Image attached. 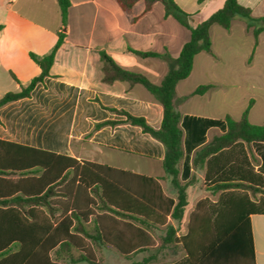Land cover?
Listing matches in <instances>:
<instances>
[{
  "label": "trees",
  "instance_id": "16d2710c",
  "mask_svg": "<svg viewBox=\"0 0 264 264\" xmlns=\"http://www.w3.org/2000/svg\"><path fill=\"white\" fill-rule=\"evenodd\" d=\"M115 1L124 13H129L138 1L143 2V12H147L156 0ZM160 1L164 16L174 18L190 36L175 59L132 50L143 58L167 60L168 70L159 84L151 83L141 73L122 69L106 52H99L101 81L144 87L162 106L159 128L151 127L143 117L113 108L108 110L123 119L104 121L94 128L125 123L139 127L161 143V165L176 192L175 200H167L165 216L160 218L157 211L162 206L152 178L0 140V264H99L95 249L105 246L130 260L134 254L154 248L152 233L157 227L164 229L160 238L163 245L183 251L182 259L168 264H255L250 217L264 215V152L262 167L257 170L250 146L264 144V122L257 125L249 121L252 99L238 120L230 116L223 120H182L173 99L177 83L190 75L194 57L201 52L213 55L209 34L213 25L229 30L233 19H240L256 44L258 35L264 33V17L252 16L251 9L238 0H225L206 19L192 24V14L182 11L174 0ZM57 2L61 26L55 45L43 57L30 54L40 74L19 91L0 97V107L28 98L34 87L49 76L54 55L66 38L69 2ZM212 87L199 85L191 95H203ZM211 126L223 132L204 143L205 131ZM192 151V168L203 171L204 190L216 199L198 201L185 233L177 236V228L166 222V216L177 222L182 219L186 189L196 178L193 173L182 182L181 163L183 160L182 175L186 177ZM154 258L155 254H150L131 264H153Z\"/></svg>",
  "mask_w": 264,
  "mask_h": 264
},
{
  "label": "crops",
  "instance_id": "0c3cea01",
  "mask_svg": "<svg viewBox=\"0 0 264 264\" xmlns=\"http://www.w3.org/2000/svg\"><path fill=\"white\" fill-rule=\"evenodd\" d=\"M224 1L202 0L199 3L197 0H174L182 11L192 14V24L206 19ZM68 2L65 42L54 55L49 76L34 87L28 98L0 107V140L72 158L77 162H90L152 178L159 191L158 203L162 206L157 215L163 218L167 200H175L176 194L161 165L163 145L139 127L125 123L94 128L104 121L123 119L109 108L143 117L151 127L159 128L162 106L141 85L130 86L120 81L103 83L99 52H106L122 69L141 73L151 83L159 84L168 70L167 60L143 58L132 50L166 54L175 59L183 44L189 40L190 33L171 16H164V4L160 0H156L147 12H143V2L138 1L129 13H124L115 0ZM238 3L250 8L252 16L264 17V0H238ZM60 26L57 0H0V97L7 92L19 91L40 74V68L30 54L37 57L47 55L57 41ZM209 34L213 55L197 54L190 75L175 86L173 103L182 120H223L229 115H218L210 108L215 90L226 88L228 82L241 80L254 83L257 79L250 74V70L259 55L263 33L258 35L255 44L245 23L233 19L229 30L213 25ZM239 55L246 59V67L237 72L232 68V60ZM217 65L222 68L217 69ZM207 74L212 79H207ZM202 84L213 87L203 95H191ZM222 132L217 126L208 127L204 143ZM250 147L255 168L260 170L264 144ZM193 154L194 151L190 154L186 177L182 175L183 160L181 163L180 180L185 182L193 173L196 178V182L186 189L187 204L182 219L177 222L166 216V222L174 228L184 223L183 231L177 236L185 233L188 218L198 201L216 199L204 190L203 171L193 170ZM250 224L254 263L264 264V215L251 216ZM135 228L149 233L148 229L139 225ZM161 229L163 227H157L154 231ZM141 253L134 254L130 260L124 259L130 264L140 261L134 258Z\"/></svg>",
  "mask_w": 264,
  "mask_h": 264
},
{
  "label": "rangeland",
  "instance_id": "374dc122",
  "mask_svg": "<svg viewBox=\"0 0 264 264\" xmlns=\"http://www.w3.org/2000/svg\"><path fill=\"white\" fill-rule=\"evenodd\" d=\"M262 36L259 55L256 63L250 70V74L254 75L257 79H255L254 83L241 80L237 83L228 82L226 88L215 90L210 108L215 110L218 115L222 116L228 114L231 118L238 119L241 112L248 105L249 100L252 99L253 104L248 114L250 122L257 125L264 122V33ZM245 60L246 59L241 58L240 55L233 58L232 68L234 71L239 72L241 69L244 70L246 67ZM220 68L222 67L217 65V69ZM206 76L208 77L207 79H212L210 74H207ZM252 159L254 161V157H252ZM183 224L184 223L182 222L177 228L179 233L183 231ZM163 235L164 229L152 233L154 248L150 249L148 252L138 254L134 260H141L143 257L149 256L150 254H155L153 264H168L180 259L183 255L182 250L180 248L174 249L171 246L163 245L160 241V238ZM73 254L76 256V253ZM95 254L100 261L99 264H130V261L122 258L114 249H111L108 246L95 249ZM63 264L71 263L65 262Z\"/></svg>",
  "mask_w": 264,
  "mask_h": 264
},
{
  "label": "built area",
  "instance_id": "2783aa9c",
  "mask_svg": "<svg viewBox=\"0 0 264 264\" xmlns=\"http://www.w3.org/2000/svg\"><path fill=\"white\" fill-rule=\"evenodd\" d=\"M11 1H14V0H11Z\"/></svg>",
  "mask_w": 264,
  "mask_h": 264
}]
</instances>
